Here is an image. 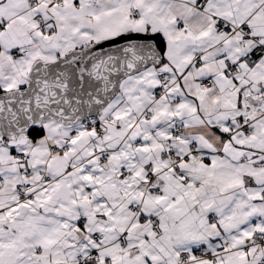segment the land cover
I'll list each match as a JSON object with an SVG mask.
<instances>
[{
    "label": "snow or ice",
    "instance_id": "obj_1",
    "mask_svg": "<svg viewBox=\"0 0 264 264\" xmlns=\"http://www.w3.org/2000/svg\"><path fill=\"white\" fill-rule=\"evenodd\" d=\"M0 264H264V0H0Z\"/></svg>",
    "mask_w": 264,
    "mask_h": 264
}]
</instances>
